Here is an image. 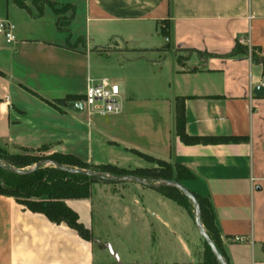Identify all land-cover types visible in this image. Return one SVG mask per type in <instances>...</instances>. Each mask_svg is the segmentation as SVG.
Here are the masks:
<instances>
[{
	"label": "crops",
	"instance_id": "0c3cea01",
	"mask_svg": "<svg viewBox=\"0 0 264 264\" xmlns=\"http://www.w3.org/2000/svg\"><path fill=\"white\" fill-rule=\"evenodd\" d=\"M33 1L28 13L0 0L16 37L0 36V145L126 171L180 166L192 175L180 185L211 206L227 264H264V98L253 93L264 0H45L71 7L65 28ZM236 45L250 53L232 55ZM88 77L119 87V114L69 106ZM180 98L186 135L229 140L184 144ZM65 204L87 238L0 195V264H189L200 245L185 209L140 184H93Z\"/></svg>",
	"mask_w": 264,
	"mask_h": 264
},
{
	"label": "trees",
	"instance_id": "16d2710c",
	"mask_svg": "<svg viewBox=\"0 0 264 264\" xmlns=\"http://www.w3.org/2000/svg\"><path fill=\"white\" fill-rule=\"evenodd\" d=\"M24 2L25 0H14L16 6L26 9L28 13H31ZM33 4L39 10L37 16L42 14V8L39 4H47L52 12L58 16L59 26L65 28L68 25L70 18L64 17L65 12L71 8L68 5H64L60 9H57L52 3L45 0H34ZM166 28L167 25L165 23L161 31L163 36L167 35ZM239 53L246 54L248 53V49L236 45L232 55H237ZM253 57L252 59L255 62L259 61ZM261 62H264V59L261 60ZM67 99L69 101H74V97H68ZM183 108L184 99H177L176 135L184 144L196 145L202 143L224 142L229 140L218 137L201 138L186 135L184 130ZM6 157L8 159L5 158V161L10 162V165L14 166L15 168L6 167L0 164V195H6L15 198L18 204L24 206V208L31 212L44 215L52 223L67 224L69 227L75 229L84 238H87V233L78 223V216L76 213L66 206L65 200L88 198L90 196L91 185L98 181L104 182L106 184H115L117 182H113L112 180L108 179L99 180L77 172L97 173L101 174L103 177H106V174H110L111 177L130 176L142 179L146 182V185L143 186L155 190L168 199L174 201L179 206L184 208L190 217H193L188 205V203H191V201L183 195L182 191L175 187L160 184L154 185L149 181L156 180L162 181L163 183L173 182L180 184V181L192 178V175L187 170L177 165L172 167L170 164H167L163 161H157L156 163L160 169L159 171L154 169L126 171L110 165H90L70 155L61 156L60 154H52L46 158L30 156ZM44 162H52L54 163V167L44 168V165H42L33 169L27 174H21L9 170H22L28 166L34 167L36 164ZM60 167H63L64 170ZM69 171L76 172L71 173ZM190 193L193 195L198 204L200 222L206 231H204L206 236L213 242L218 253L227 264L220 237L214 224L213 212L208 200L192 192ZM32 198L38 200L33 201L31 200ZM191 205L193 206L192 203ZM204 256L203 264H220L216 260L211 248L205 241Z\"/></svg>",
	"mask_w": 264,
	"mask_h": 264
},
{
	"label": "built area",
	"instance_id": "2783aa9c",
	"mask_svg": "<svg viewBox=\"0 0 264 264\" xmlns=\"http://www.w3.org/2000/svg\"><path fill=\"white\" fill-rule=\"evenodd\" d=\"M0 36L6 44L16 41L15 27L9 20H0ZM73 103L82 104L83 110L90 115L99 117L117 115L121 111L120 90L108 78L88 77L82 98ZM235 240L241 241L239 238Z\"/></svg>",
	"mask_w": 264,
	"mask_h": 264
},
{
	"label": "water",
	"instance_id": "95a60500",
	"mask_svg": "<svg viewBox=\"0 0 264 264\" xmlns=\"http://www.w3.org/2000/svg\"><path fill=\"white\" fill-rule=\"evenodd\" d=\"M254 95L256 97L259 98H264V85H259L257 86L254 91H253ZM71 108H73L76 112L82 111L83 110V106L82 104H76V103H72L69 105ZM44 163H38L36 164L33 169L38 168L40 166H42ZM61 169L64 170L63 167H60ZM33 169L31 170H14V169H9L13 172H18L21 174H27L29 172H31ZM71 173H74L76 171H69ZM77 173H81L83 175H86L88 177L91 178H95V179H99V180H112L113 182H132V183H136V184H140V185H146V182L142 179L136 178V177H130V176H125V177H111V178H106L103 177L101 174H97V173H88V172H77ZM160 185H165V186H170V187H175L177 189H179L180 191H182V193L191 201V203L193 204L194 207V211H195V225L198 229V232L200 234V236L202 237V239L208 244V246L211 248L216 260L220 263V264H226L224 262V260L222 259V257L220 256V254L218 253L217 249L215 248L213 242L206 236L203 227L201 225L200 222V216H199V208H198V204L195 200V198L193 197V195L187 190L185 189L183 186H181L178 183H173V182H169V183H161Z\"/></svg>",
	"mask_w": 264,
	"mask_h": 264
},
{
	"label": "rangeland",
	"instance_id": "374dc122",
	"mask_svg": "<svg viewBox=\"0 0 264 264\" xmlns=\"http://www.w3.org/2000/svg\"><path fill=\"white\" fill-rule=\"evenodd\" d=\"M58 9H60V8H58ZM246 49H248L247 47H246ZM248 52H249V49H248ZM250 53V52H249ZM52 155V154H51ZM61 156H64V155H62V154H60ZM6 156H20V157H23V156H30V157H39V158H46V157H48L49 155H42V154H35V153H28V152H22V153H20V154H9L8 152H7V150L2 146V145H0V164H2V165H4V166H6V167H11V168H15L14 166H12V165H10V162H8V161H5V158H7ZM8 159V158H7ZM44 168L45 167H47V168H51V167H54V163H52V162H44ZM172 167L174 166V165H171ZM66 167V166H65ZM31 169H33V166H28V167H26V168H24V169H22V170H31ZM154 170H156V171H159L160 169H159V167L157 166V163H156V167L155 168H153ZM106 178H111V175L110 174H106ZM151 183H153L154 185H158V184H161V183H163L162 181H156V180H149ZM0 182H1V179H0ZM121 183H128V182H117V183H115V184H121ZM130 183V182H129ZM94 184H106V183H104V182H100V181H98V182H96V183H94ZM93 185V184H92ZM91 185V186H92ZM145 187V186H144ZM147 188V187H146ZM150 189V188H149ZM153 191H155V190H153ZM157 192V191H156ZM159 193V192H158ZM184 195V194H183ZM185 196V195H184ZM187 198V197H186ZM31 200H33V201H37L38 199H31ZM188 205H189V207H190V210H191V212H192V216L193 217H191L192 218V220L194 221V223H195V211H194V207L191 205V203H188ZM203 227V226H202ZM203 230L205 231V229H204V227H203ZM206 232V231H205ZM204 240L202 239V237L200 238V245H199V247L195 250V253H194V259H193V261L191 262V263H189V264H203V260H204Z\"/></svg>",
	"mask_w": 264,
	"mask_h": 264
}]
</instances>
